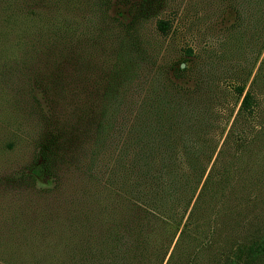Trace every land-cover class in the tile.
Masks as SVG:
<instances>
[{
  "label": "rangeland",
  "instance_id": "1",
  "mask_svg": "<svg viewBox=\"0 0 264 264\" xmlns=\"http://www.w3.org/2000/svg\"><path fill=\"white\" fill-rule=\"evenodd\" d=\"M186 48L205 81L187 101L208 106L199 116L217 148L238 105L231 83L247 89L257 73L256 106L240 124L244 146L230 142L195 206L207 166L183 217L195 206L190 231L174 246L176 232L162 264L170 253L166 264H227L234 240L264 230V0H0V264H92L110 247L120 256L135 239L107 218L124 198L153 211V197H175L165 212L184 197L156 186L153 156L142 167L135 153L139 131L153 129V57L183 66ZM94 222L113 244L91 241Z\"/></svg>",
  "mask_w": 264,
  "mask_h": 264
},
{
  "label": "trees",
  "instance_id": "2",
  "mask_svg": "<svg viewBox=\"0 0 264 264\" xmlns=\"http://www.w3.org/2000/svg\"><path fill=\"white\" fill-rule=\"evenodd\" d=\"M168 28L167 21H156V29L160 34H165ZM191 53V49L186 48V55L181 58L183 66L172 64L170 69H166L164 64H156L153 57V89L150 88L147 92V97H149L148 94L153 93V129L145 127L139 131L138 143H136L137 153H135L136 158L140 159L138 161L141 166L153 156V180L158 181L156 186L159 185L161 189L166 188L172 196L183 192L184 197H176L175 204L170 203L169 211L165 212L160 210L159 204L171 202V198L173 201L175 197H153V211L149 209L150 203L148 202L137 203L124 198L119 209L116 210L115 214L118 215L113 216L114 213H110L112 215L107 218V221L110 224H115V220L122 222L121 227L124 231L120 232V235L123 233L127 237L133 236L135 241L128 243L120 256L112 254L110 247L104 261L94 260L92 264H162L176 232L178 231V236L174 246L178 244V239L186 236L190 231L189 225L192 224L191 218L195 206H198L201 199L198 196L203 194L208 185L213 182V169L220 162L227 147L229 148L230 142L233 140L235 143V150L244 146V140L247 138L240 124L248 123V120L253 118L256 101L251 86L258 79L256 77L258 74L253 75L247 89L243 82L231 83L232 91L236 96L235 102L239 99L238 105L217 148L221 136L218 140L208 138L205 134L211 124L205 117L202 122L200 120L202 116H199L201 113L199 110L204 111L208 106L204 107V103L191 105L187 101L191 94L201 90V85L205 82L201 78L192 76L193 68L188 64L191 60ZM128 66H132L130 59ZM186 79H194L191 91L185 85ZM137 113H133L132 116H137ZM105 125L107 128L112 126L108 121ZM181 128L182 131H180ZM132 129L130 123L124 124L125 132H131ZM222 132L223 130H220V135ZM180 163L187 165L189 171L183 172L182 170L179 173V168L182 167L179 166ZM36 166L33 170L38 174L40 167ZM207 166L208 170L201 189L193 203L195 206L190 207L183 219ZM140 173L143 177L149 176L145 168L140 170ZM179 176L184 183H178ZM221 179L224 178L221 177ZM177 206L180 210L176 209ZM109 209L114 210L112 206ZM93 224H97V230L91 234V241L98 246L99 244L109 245L110 241L113 244L112 240L116 235L113 231H109L111 227L105 225V222H94ZM179 225H181L180 229ZM210 242H212L210 239H203L200 241V246L210 244ZM91 254L99 255V249H95ZM171 256L172 253L169 254L166 263L172 259ZM225 259L227 264H263L264 230L254 227L246 236L234 240L232 252L227 254Z\"/></svg>",
  "mask_w": 264,
  "mask_h": 264
}]
</instances>
